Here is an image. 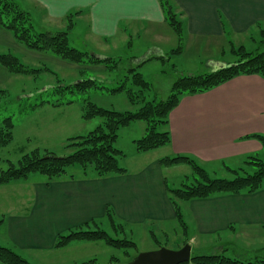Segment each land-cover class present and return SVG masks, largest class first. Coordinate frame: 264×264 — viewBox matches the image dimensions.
I'll return each mask as SVG.
<instances>
[{
	"label": "crops",
	"instance_id": "1",
	"mask_svg": "<svg viewBox=\"0 0 264 264\" xmlns=\"http://www.w3.org/2000/svg\"><path fill=\"white\" fill-rule=\"evenodd\" d=\"M17 3L34 20L39 17L49 27L64 25L70 13L78 12L74 24L85 21L92 36L107 41L122 32L128 39L131 37L128 47L134 45L132 33L150 35L155 41L142 56L144 62L150 54L167 55L179 43L161 0H17ZM168 3L182 23L183 44L186 42L189 48L207 49L215 43L218 47L220 41L224 49L223 43L226 46L232 43L231 35L264 33V0H168ZM0 49H18L38 63L64 64V60L52 54L27 49L2 26ZM171 61L170 56L167 64ZM216 63L228 62L216 58ZM12 75L0 66V85ZM169 129L171 143L153 151L133 153L130 158L135 165L124 166L127 169L124 174L97 177L73 173V177L66 175L52 180L32 174L26 181L0 185V219H4L0 230L5 228L4 238L18 252L43 248L67 250L83 241L55 248L58 235L87 223L102 225L107 220L108 207L117 223L124 226L125 233L152 231L154 227L159 230L152 231L156 237H168L165 228L176 220V214L168 191L167 170L163 169L166 166L160 160L181 154L196 159L205 169H217L219 165L227 169L228 162L246 161L248 156L264 152L258 140L245 138L253 133L264 134V78L240 75L208 92L183 95L169 114ZM179 204L187 219L189 235L184 239H188L191 251L196 232L210 236L209 241L224 240V232L236 233L238 227L264 226V188L251 194L218 193ZM184 239H180L181 247L185 245ZM227 243L230 242L212 243L211 254L226 255Z\"/></svg>",
	"mask_w": 264,
	"mask_h": 264
},
{
	"label": "rangeland",
	"instance_id": "2",
	"mask_svg": "<svg viewBox=\"0 0 264 264\" xmlns=\"http://www.w3.org/2000/svg\"><path fill=\"white\" fill-rule=\"evenodd\" d=\"M17 1V0H16ZM74 21H77L76 16H73ZM35 30L42 31H65L68 29V20L64 21V25H57L56 27H49L39 17L34 20ZM89 25L83 21L82 23H75L73 29L70 30L69 41L72 47L79 50L89 51L91 53L102 57H122V64L118 68L108 69L104 64H75L64 60V64H58L47 60L48 63L35 62L32 57L25 56L24 53L18 49H0V53H12L18 56L23 63L31 68H40L47 66L54 72L44 71L43 73L34 76L26 74H13L10 80H7L0 85V89L6 92L0 94V125L5 117L11 116L14 122L13 139L5 146L0 145V168L6 169L9 162L18 165L19 160L25 153H31L35 149H39L41 154L46 151L55 153L61 157L72 152V149L67 147L69 138L86 135L94 130L97 126L103 124L102 118H94L92 120H85L82 118L83 106L85 99L88 98L96 105L113 109L116 111H135L143 102L138 105L132 104L126 92L111 93L106 89L94 88L90 91L68 92L61 90V84H76L85 79H95L100 85L114 88L119 86L122 81H125L127 86H131V78L129 71L136 67V70L144 76L146 80L151 82L152 88L147 91L146 100L165 99L170 94L172 84L178 73L185 74H200L216 70L228 64H234L238 59L231 51V44L223 43L224 49L221 48L219 42L218 47L216 43L213 47L189 48L184 42V52L172 54V61L170 64L162 62L157 55L150 54L149 60L145 63L142 56L149 51V46L154 44V39L145 33H132L134 38L133 44L127 46L129 39L120 32V34L110 37L109 40L94 37L88 32ZM230 38L235 44V47L241 45L245 46L248 51L264 52V33H250L231 35ZM148 41L150 43L148 44ZM176 44L174 47L177 48ZM39 57V56H38ZM220 58L226 60L225 64H214V59ZM185 70V72H183ZM187 71V72H186ZM181 75V74H180ZM42 100H49L52 102L67 103L59 107L51 105H44L36 109L32 108L35 103ZM146 123L138 121L132 123L130 126L120 129L118 140L115 143L116 148L122 150L125 156L121 157L120 163L123 166H129L134 163L132 158L133 153H138L134 144L135 138H141L145 134ZM264 159V152L254 155ZM135 165V163L133 164ZM228 165L232 169H236L240 174H252L255 167L245 160L231 161ZM166 168L165 175L168 179V184L171 188H180L184 183H193L195 175L192 167L188 164H177ZM218 166L215 168L206 169L212 178H227L232 179L235 175L229 170ZM70 173L81 174L80 167H74L69 170ZM40 175V174H37ZM34 177V176H31ZM175 210V209H174ZM184 212H188L187 209ZM176 214V213H175ZM184 215V213H183ZM186 215V214H185ZM184 216V221L187 225V233L189 235V228ZM189 223L191 219L188 220ZM116 238L127 237L132 239L137 244L135 249H131L130 256L135 257L138 253L152 251L159 249L157 242L152 236V231L137 230L134 233L127 231L116 234L109 225L108 220H105L102 225ZM86 228V227H84ZM90 228H95L91 224ZM192 228V227H191ZM236 233L224 232L221 239L214 238L208 240L210 236H203L200 232H196L197 239L194 243L192 254H211L212 243H220L221 241L230 242L226 244L225 254L229 257H239L244 260H254L257 254L262 252L264 254V226L255 227H238ZM244 230V231H243ZM158 232V229L154 230ZM168 232V237L164 235H157V238L164 247L171 250H177L181 247V240L186 236L182 225L178 220L168 223L165 228ZM228 236V238H227ZM5 237V228L0 230V245L14 248ZM185 244H190L187 241ZM184 246V245H183ZM182 246V247H183ZM181 247V248H182ZM263 248V249H262ZM57 251L56 249H35L22 250L18 252L31 264H109L111 257H116L121 263L128 262L130 257L124 253L123 249L113 248L106 245L104 242H76L68 248ZM87 262V263H85ZM0 264H3L0 262Z\"/></svg>",
	"mask_w": 264,
	"mask_h": 264
},
{
	"label": "trees",
	"instance_id": "3",
	"mask_svg": "<svg viewBox=\"0 0 264 264\" xmlns=\"http://www.w3.org/2000/svg\"><path fill=\"white\" fill-rule=\"evenodd\" d=\"M166 8L167 21L175 31L179 45L171 50L167 55L159 57L163 62H168L170 56L181 53L183 50V26L173 11L168 0H161ZM78 14L70 13L67 16L68 29L65 31H42L38 32L34 27L32 14L21 8L16 0H0V26L10 31L14 38L27 49L36 52L49 53L62 60L75 64H104L108 69L118 68L122 64V57H100L89 51L79 50L70 45L69 34L74 26L73 16ZM231 51L238 57L234 64L222 66L216 70L200 74H181L173 82L170 94L165 99H153L147 101L146 93L151 90V82L146 80L142 73L131 68L129 79L131 86H127L125 81L114 88L100 85L95 79H85L76 84H61V90L68 92L84 93L94 88L106 89L111 93L126 92L129 101L138 105L143 102L135 111H116L100 107L85 99L82 111V118L92 120L102 118L103 124L97 126L86 135L69 138L67 147L72 149L70 154L57 156L55 153L46 151L41 154L39 149L31 153H25L19 160L18 165L9 162L6 169L0 168V185L10 184L18 181H26L32 174H40L48 180L70 175L69 170L80 167L84 175L93 174L103 177L109 174H124L127 169L121 165L120 159L125 153L116 148L115 143L122 128L130 126L134 122L143 121L146 123L145 134L134 141L137 152L145 153L167 146L171 143V132L169 129V114L176 108L183 95H194L208 92L240 75H259L264 78V52L248 51L245 46L235 47L231 43ZM146 62V61H145ZM144 62V63H145ZM0 66L5 67L12 74H26L37 76L44 71L54 72L51 68L43 66L31 68L27 66L16 55L0 53ZM55 73V72H54ZM6 91L0 89V94ZM67 103L52 102L42 100L35 103L32 108L49 104L60 106ZM14 122L11 116L3 119L0 125V145H8L13 139ZM245 138L258 140L264 148V134L253 133ZM0 159V163H1ZM246 161L255 167L252 174L242 175L236 169H229L235 177L232 179L212 178L208 171L200 163L188 155H176L164 157L160 160L163 166H173L177 164H188L194 171L193 183H184L180 188L168 187L172 200L176 219L182 225L184 233L187 235V225L179 201H190L194 199H205L218 193L240 194L242 192L255 193L264 188V159L257 156H248ZM106 218L116 234L124 233V226L114 218L113 210L108 207ZM4 219H0V226ZM86 227V228H84ZM152 236L158 244L159 242L154 232ZM104 242L106 245L123 249L124 253L130 257L131 249H135L137 244L127 237L116 238L100 225L90 228L87 223L70 229L65 234L58 235L54 247L64 248L72 242ZM188 239H184V244ZM263 249V248H262ZM129 260V261H130ZM0 262L3 264H31L18 252L10 247L0 245ZM87 263V262H85ZM121 263L116 257H111L110 264ZM183 264H264V254L260 252L254 260H244L239 257H229L224 254H192L191 260Z\"/></svg>",
	"mask_w": 264,
	"mask_h": 264
},
{
	"label": "water",
	"instance_id": "4",
	"mask_svg": "<svg viewBox=\"0 0 264 264\" xmlns=\"http://www.w3.org/2000/svg\"><path fill=\"white\" fill-rule=\"evenodd\" d=\"M191 256L190 244H185L177 250H171L163 246L152 251L138 253L128 262L115 264H183L189 262Z\"/></svg>",
	"mask_w": 264,
	"mask_h": 264
}]
</instances>
